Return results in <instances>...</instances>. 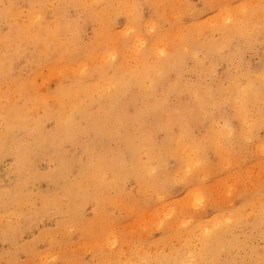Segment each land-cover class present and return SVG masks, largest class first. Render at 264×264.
Wrapping results in <instances>:
<instances>
[{"label": "bare ground", "instance_id": "1", "mask_svg": "<svg viewBox=\"0 0 264 264\" xmlns=\"http://www.w3.org/2000/svg\"><path fill=\"white\" fill-rule=\"evenodd\" d=\"M91 1L92 0H68V2H65L64 0H58V3L64 5H69V3H72L71 5H75V7L76 5H79L88 9L89 15L92 17V19H101L105 27L111 26L112 18L115 17L116 13L118 15L119 13L121 14L122 12H124L127 16L130 17V19H139V16L141 17V13L140 15L134 13V10L138 9L139 11L140 7L139 4H136V2H134L133 0L132 2L130 1L131 3H129L127 0H107L104 1L105 5L102 6V8L98 6L95 12L90 8V3L92 4ZM167 1L168 0H157L156 2L150 1V5L154 9V11H158V7H160V5L164 7L163 4ZM64 5L59 6V13L65 11ZM165 5L170 6V4L168 3H165ZM252 5L253 4H251V6ZM262 5L263 3L261 4V6ZM42 11H31L30 17L23 21H20L18 14H14L15 24L13 30H15V33L19 37L25 38V45L30 43V40L36 43H40V45L38 48H36V62H34L33 59L34 63L30 64V71L32 73L29 79L23 80L13 78L14 83L11 84L12 91H10L9 93L3 91L1 89L2 87L0 86V94H4L0 95V109L7 106V108L4 110V115H0V118L3 119L0 120V140L2 139L9 143L13 142V145L10 146V149L8 147H4L5 151L16 156L17 159L25 157V152L27 149H40L42 151H48L51 156L58 161V163H56V169L51 172L49 178L55 180V182L59 184V186L62 185L64 191L66 190L70 193V203H75L74 206L76 210H79L80 204L83 203L82 201L85 200V198H93V194L88 193H93L96 190L109 191L110 189L115 188V190L117 191L116 193L120 192L122 196L124 195V197L126 198V200L124 199L125 201L119 199L120 194H116L113 197L114 199H116L115 201L119 203L120 207L122 206L123 208L127 209L125 210L126 215H123L124 218L128 217L127 211H132V208L134 206V204L132 205L130 203L131 201H133V198L130 196L131 194L126 190V186L128 185L129 181L134 180L135 182H137L140 185V189H142V191L150 190L151 192H153L152 194L158 201L160 200L162 195L163 198L167 195H165L166 192L168 193L172 191L174 185L179 183L183 185L192 184L190 181L193 180L194 177L199 178L198 181L201 184V189L199 190L197 188H194L185 191V198L182 197L183 199H178L180 201H178L177 203L178 209L176 212V216H173L175 219H169L171 222L168 220L169 222L167 223V225L162 224L164 227H167L166 229H164V227L162 228V225H160V227L164 229L165 233L163 235L161 234L162 236L160 235V238H154L153 240L156 242L152 241L154 243L151 242L152 244H150L149 246L138 244L136 241L140 239V236H136L137 234H132L130 232L131 230L129 231L126 227L123 226L124 224L114 225L111 222L113 224V227L109 228L111 229V232L108 235V239L110 242L115 243V246L117 244L120 246V248L118 249H113V255L115 258H121L122 256L126 255L125 261H121L120 264H264V192L259 193L260 195L255 196L253 195L254 193L251 191V189L248 190L246 188V190L244 189L245 191L241 190L238 193V196H240L239 198H242L240 204L238 203L236 206L232 207H225L223 204H219L217 206L215 205L216 207L214 208L215 210L212 215H210L209 212L203 210L202 208L201 211H197L195 208L196 203L198 202V200H200L199 194H201L204 190L207 191L208 189L213 188L215 185H218V182L227 183L233 178V175H236L233 178L234 184L237 181L239 183V180H236V177L240 175V173L242 172V168L249 169L251 166L250 163L247 164V161L244 160L246 158H244L243 161L239 163L241 165V170H236L235 163L232 162V160H234L235 158L231 161L228 160L226 162L223 160L232 157V150H235V148L238 147L236 146V143L238 144V141L241 144L240 148L243 147L239 149L240 154L243 152V155H245L249 152L250 148L247 146L249 140L246 139L245 141V139L243 138L245 137V135L246 137L249 135L252 136V134H250L249 132V128H254L255 122L253 121H255L258 114L251 111L254 99L252 97V94L250 95L253 87V85L251 86L250 84L253 83L254 79L251 76L243 77L239 75L238 80L240 82L245 78H247L249 81L235 85L231 84L232 86H228L229 88H227V90H222V92H218L217 94L215 92L212 93L210 91L212 87L208 88L203 83L204 81L202 82V80L199 82V80L195 79V81L192 80L193 82H190L184 79V74L189 71V67L191 66L189 60L192 57H195V51L200 53V51L206 50L202 42L199 41V35L202 34V32H204L205 35L211 32V30L205 29V26L202 27L196 25L194 27H190L187 25L184 26V28H178V30H181L180 32L178 31L179 34L174 42H168L164 40L163 36L162 38L156 37L151 42H146L144 40L145 43H143L144 41H142L143 39H141L140 37L141 34H137L135 37H133L132 35L134 33H132V35L130 34L129 38V41L132 40V42H129V44L126 46L124 45L125 47L119 49L118 52L115 49H112V51L104 52L105 54H99L102 59V64L97 65L96 63H94L95 61H89V63L86 60H93L97 57L98 54H95V50L99 45L95 46L96 43L86 44L84 42V39H82L83 32L81 33L82 36L78 35L75 37L74 35H70L69 32L74 29H72V22H64L67 20H71V18H67L62 22H56L58 24L50 25L53 30H45L44 33H39L38 31L42 30V19H44V12ZM247 11L248 10L245 9L243 13H246ZM248 12L251 13V11ZM167 13L166 15H170V13ZM85 15H87V13H85ZM169 17H171V15ZM256 17L257 16H255V18ZM245 18L249 19L248 16H246ZM257 21L258 20H256V22ZM158 23L160 24L159 21ZM263 23L264 22H262V24ZM84 24L85 23H83V25ZM141 24L144 25V23ZM79 26L81 25H78V27ZM217 27L219 28L220 25H218ZM234 27L236 28V26ZM85 28L87 29V27H84V32ZM131 28V26L126 27L123 33L126 32V34L129 35V33H131L129 32ZM137 28L135 29L137 30ZM33 31H36L38 33H31ZM195 31L197 33L199 32L197 36H195L193 33ZM250 31L247 29L239 30L237 34L240 35V38H245L248 36L251 37V34H253L255 31ZM65 35H70V40L66 39ZM169 35L167 36V38L169 37ZM226 35L227 34H225V36ZM9 37L10 39L13 37L12 33H10ZM245 40L247 41V39ZM177 41L182 42L184 45H178ZM223 41L225 42L224 39ZM101 42L103 41L101 40ZM114 43L116 44L115 46L117 48V46H121L123 44V40L116 41ZM243 43H245V41ZM218 46L219 44H210V47L209 49H207V51L209 50L211 52ZM13 47L15 48V46ZM209 51L207 55H210ZM12 56L15 57V55ZM80 56L83 57L80 58ZM150 56L151 59H153L151 62L149 61ZM200 57L198 58V60L200 59ZM132 58L134 60H131ZM211 62V60L208 61V69L210 72L212 70V67H215H211ZM12 64V61H9V63H2V68L0 69L2 73L8 76L10 73V68L13 66ZM107 68H112L113 70V73L109 75V77L105 76ZM173 71L178 74V78L175 80H172L169 76L170 72ZM5 75L2 74V80L7 79ZM43 75L46 76L50 81L52 79H57V81L60 82L58 87L56 86L55 88H51L48 83L39 84L38 79ZM263 75L264 74H259L257 78H260ZM67 80H71V83H68L69 81ZM211 80L214 81L215 78L214 80L210 79L209 81ZM260 80H262V78ZM253 88L255 89V87ZM253 91L256 92L257 90ZM258 93L256 96L259 95ZM171 95L172 97L173 95L175 96L177 100L176 103H172L170 101ZM128 99L134 100L135 103L132 105L124 106L125 102ZM1 101L4 102L2 103ZM222 103H229L233 106L234 110L237 111L240 120H238L239 128H237L236 130H233V128H231L232 123L225 124L227 126H225L224 128H218L216 126L218 125L216 122L217 116L214 114V112L217 108L219 109ZM39 108H43V115L41 116L35 110ZM199 117H204L206 120H208L211 127L210 130L208 129L209 131H206V134L203 136H196L194 135V133L190 132L191 121ZM50 120L54 122V126L51 129H48L47 122ZM147 123H152V125L148 126ZM209 123L207 122V124ZM246 129L248 130L246 131ZM159 130L162 133L161 136H163L161 141L156 140L154 135V133L158 132ZM26 134L32 139V145L29 144L28 148L24 146L25 143L22 144L23 142L27 141V138H25ZM258 137L260 136L258 135ZM101 138L114 139L120 145L117 146V148H115L114 150L103 148L101 147L102 145L99 146L96 141ZM250 140H252L251 137ZM263 142V140H260L258 142L257 147L259 149L264 147ZM8 145L9 144H7V146ZM246 147H248L249 149H246ZM78 151L81 152V154H87V160H80L78 156H75L76 152ZM212 157L214 158L211 159ZM236 159L238 158L236 157ZM258 159L255 158L253 161L260 162ZM209 160L211 162H216V164L219 165L217 171L223 172L222 174L220 173L221 178L217 177V174L219 173L216 174V171L214 173L212 172L215 170V167L213 168V170L210 169V167H212L213 165H210V167H208ZM172 161L176 163V170L175 172L170 173L169 163H171ZM206 162L208 163L205 164ZM20 165L21 164L19 163L18 166ZM42 169L44 168L42 167ZM74 171H77L75 175H73ZM73 176L75 177L73 178ZM250 176H252V174ZM32 177L33 175L30 174L22 176V180H20V182L17 183L13 188L15 190L14 193H9L10 191L8 193L0 192V213L4 211V213L6 212L9 215L17 214L16 210L19 204L20 210L22 211L23 208H21V206L23 204L28 203L29 200L33 201L25 194L24 191V189L29 186ZM240 180L242 181L243 179ZM259 183H261V181H258V186H260ZM236 186L239 185L237 184ZM244 186L246 185L244 184ZM255 186L257 185L255 184ZM233 188L234 187H232V189ZM251 188L253 187L251 186ZM22 189L24 192L20 191L21 194H18L17 191ZM55 189V191H57L56 187ZM206 191H204V193ZM206 194L210 195V193ZM251 195L253 196L250 199L246 198V196ZM107 196L108 195H106V197L104 198H107ZM94 197L97 199L99 198L97 194H95ZM55 198H58V196L55 195ZM232 199L234 203H237L236 197L233 196ZM105 200H109L108 202H110V200L112 199ZM84 202H86V200ZM203 202L204 201L202 200V203ZM223 202H225V200ZM88 203H90V201ZM141 205H144L143 202ZM167 205V203L163 202V204L157 207L155 211H162L161 209H164V207ZM100 206H102V204H100ZM223 207L225 208L223 209ZM84 210L86 211L87 209ZM21 211H19L17 215H21ZM101 213L102 212H100V214ZM132 214L134 216V220L132 222L127 221L125 223L132 224L141 220L139 219L140 213ZM149 214L150 216H152L154 213H148L147 209H145L143 216L146 217ZM113 219L114 218H112V220ZM115 219L117 220V218ZM20 220L23 221L22 219ZM166 220L167 218H165V221ZM100 222H98V225ZM11 223L12 221L10 223L7 222V225L0 226V237L6 240L13 239L12 229L14 225L12 226ZM182 223L183 226L179 228V224L182 225ZM99 227H102L101 224L99 225ZM76 228L77 226L72 228V230L74 229L75 233ZM142 230H145L143 234L145 236L146 227ZM97 232V234H99V231ZM67 237H69V235ZM128 239H132L135 241L131 240L132 242H130ZM152 245L156 247V249L154 248L155 251L148 252ZM259 247L262 248L259 249ZM77 248L76 250H78ZM106 249H109V251L111 252L110 248Z\"/></svg>", "mask_w": 264, "mask_h": 264}, {"label": "rangeland", "instance_id": "2", "mask_svg": "<svg viewBox=\"0 0 264 264\" xmlns=\"http://www.w3.org/2000/svg\"><path fill=\"white\" fill-rule=\"evenodd\" d=\"M55 1L56 0H19V1L18 0H16V1L15 0H0V33H1L0 34V69L2 68V63H5V62L9 63V61H12V63H13L12 64L13 66L11 65L12 67L10 68V73L8 76L5 75L4 73H2V71L0 70V86L2 87L1 89L3 91H6L7 93L12 91L11 90V84L14 83V79H23V80L29 79V77L31 76V73H32L30 71L31 70L30 64L36 62V60H35L36 59L35 58L36 57V48H38L40 45V43L33 42L32 40H30L31 41L30 43L25 45V43H24L25 38L19 37L15 33V30H13L14 24H15L14 14H18L20 21H23V20L30 17L31 11L40 12V11L44 10V11H42V12H44V19H42V22H41L42 30L38 31L39 33H44L45 30H53L50 25L58 24L56 22H62L63 20H66L67 18H71V20H67L64 22V23H66V22L71 23L72 22L71 23L73 26L72 29L73 28L74 29L69 32L70 35H74L76 37L78 35H81V33L83 32L82 33L83 36L82 35L81 36H82V39H84V42L86 44H93V43L95 44L96 43L95 46L99 45L98 47H96V50H95V54H98L97 57L93 60H90V59L86 60L87 62H89V61L94 62L95 61L94 63H96L97 65L102 64L101 63L102 59L99 56V54H101V53L105 54L104 52L112 51V49L113 50L115 49L118 52L119 49L128 45L129 42L130 43L132 42V40L129 41L130 34L132 35V33H134L132 35L133 37H135L137 34H139V35L141 34L142 36L140 35V37H141V39H143L142 41L145 40L146 42L147 41L151 42L156 37L162 38L163 36H164L163 37L164 40H166L168 42H174L176 40L180 30H181V29L178 30V28H184V26H187V25L190 27H192V26L194 27L196 25L202 26V27L205 26L204 28L207 30H211V32L207 35H205L204 32H202V34L199 35V37H200L199 41L202 42V44L204 45L206 50L200 51V53L195 51V53H194L195 57H192L189 60V63L191 66L189 67V71L184 74V76H183L184 79L187 81H190V82L195 81V79L199 80V82L202 80V82L204 81L203 83L208 88L212 87V89H210V91L212 93L215 92L217 94L218 92H222V90H224V91L227 90V88H229L228 86H232L233 84L235 85V84L244 83V82L249 81L247 78H245L244 80H242L240 82L238 80L239 75L243 76V77L244 76L245 77L251 76L254 79V81H253V83L251 82L252 84H250V85L251 86L253 85V87H255V89L253 87H252V90L250 89L251 90L250 95L252 94V97L254 99V103L251 107V111L254 113H258V114L256 116L255 121H253V122H255L254 128H252V129L249 128V132H250V134H252V136L249 135V136H247L248 137L247 138L245 135V137L243 138V139H245V141H246V139L249 140V142L247 143V146L250 149L248 147H246V149H249L248 154L246 153L247 155L246 154L243 155V152L240 154L239 149H241L243 147L240 148L241 144L238 141V144L236 143V146H238V147H236L235 150H232V153H231L232 157H230L229 159L223 160L225 162L228 160L231 161L232 159H234V158L236 159V157H237L238 159H236V160L234 159V160H232V162L235 163L236 170L237 169L241 170V165L239 163L241 161H243L244 158H246L244 160L247 161V164L250 163V165H251L250 168L249 169L242 168V172L240 173V175H238L236 177V180H239V183L237 181L234 184L233 178L236 175H233V178L230 181H228L227 183L218 182V185H215L213 188L208 189L207 191L204 190V191H206L205 193H204V191L201 194L197 193L200 196V200H198L199 203L198 202L196 203L195 208L197 211H201L202 209L206 210L207 212H209L210 215H212L214 210H215L214 208L219 204H223L225 207H232V206H236L238 203L240 204L242 198H239L240 196H238L239 195L238 193L241 190L245 191L246 188L248 190L251 189V191L254 193L253 195H255V196L260 195L259 193L264 192V183H263L264 182L263 181V179H264V156H263L264 155V147L261 149H259L257 147L258 142L260 140L264 141V128H263L264 127V110H263L264 109V78H263L264 75L260 78H257V76L259 74H264V62H263L264 61V58H263L264 57V43H263L264 42V30H263L264 29V23L262 24V22H264V0H179V2H178V0H170V1L168 0L170 3L168 1L165 3L170 4V6H166L164 3L163 4L164 7H162L161 5H160V7H158V11H156V10L154 11L152 6L150 5V1L156 2L157 0H133L134 2H136V4L138 3L139 7H140V10L138 11V9H136V10H134V13L139 14V15L141 13V17L139 16V19H134V18L130 19V17L127 16L124 12H122L121 14L119 13L118 15L116 13V15H115L116 18L114 17L115 21H114V18H112L111 26H108V27H105V25L101 19H99V20L92 19V17L89 15L88 9H86L82 6L76 5V7H75V5H71L72 3H69V5H67V4L64 5V4L58 3V0L56 2ZM64 1L68 2V0H64ZM104 1H107V0H103V1L102 0H92L91 1L92 4L90 3L91 10L95 12L96 8L98 6L102 8V6L105 5ZM114 1H118V0H114ZM127 1L129 3L132 2V0H127ZM184 1H186V2H184ZM254 2H255V4H254ZM142 3H143V5H142ZM262 3H263V5L261 6ZM49 4H51V5H49ZM60 4L64 5L65 8H67V9L64 8L65 11H63L62 13H59V6H61ZM251 4H253V5L251 6ZM53 6H54V8H53ZM44 7L47 9H45ZM249 8H250V10H249ZM245 9H247L248 11H251V13H249L248 11L246 13H243L245 11ZM53 11H54V13H53ZM167 12L170 13L171 17H169L170 15ZM85 13H87V15H85ZM166 13L169 16L166 15ZM246 14H248V15H246ZM245 15L248 16L249 19L245 18L246 17ZM255 16H257V17L255 18ZM225 17H227V18H225ZM7 18L9 21L7 20ZM86 19H87V21H86ZM170 19H171V21H170ZM262 19H263V21H262ZM51 20H52V22H51ZM227 20H229V21H227ZM256 20H258V21L256 22ZM158 21L160 22L162 28H161L160 24L158 23ZM226 21H227V23H226ZM83 23H85L87 25H85V24L83 25ZM141 23H144V25H142ZM236 23H238V24H236ZM233 24H236V25H233ZM78 25H81V26L78 27ZM147 25H148V27H147ZM216 25L217 26L220 25L221 28L220 27L218 28ZM85 26L87 27V29L85 28V32H84ZM128 26L132 27L129 31V32H131V33H129V35L126 34V32L123 33L125 28ZM206 26H208V27H206ZM209 26H211V27H209ZM231 26H233V27H231ZM234 26H236V28ZM249 26H250V28H249ZM155 27H156V29H155ZM135 28H137V30ZM212 28H215L217 30L212 29ZM225 28H227V29H225ZM238 29L239 30H246L247 29L249 31L251 30L250 32H254V31L255 32L253 34H251V37L248 36L245 38L244 37L240 38V35L237 34L239 31ZM261 29H262V31H261ZM234 31L236 32V34ZM38 32L33 31L31 33H38ZM170 32H172V33H170ZM10 33H12V36H13L11 39L9 37ZM169 33H170V35H169ZM193 33L195 36H197L199 32L197 33L195 31ZM123 34H125V35H123ZM225 34H227V35L225 36ZM70 35H65V38L70 40ZM168 35H169V37L167 38ZM30 36H32V35H30ZM259 37H260V39H259ZM116 39H119V40H116ZM223 39L225 40V42L223 41ZM245 39H247V41ZM101 40L103 42H101ZM120 40H123V44H122L123 46L122 45L117 46V48H116V46H115L116 44L114 42L120 41ZM145 41L143 43H145ZM244 41H245V43H243ZM162 42H163V40H162ZM177 42H178L177 43L178 45H181V46L184 45L182 42H179V41H177ZM210 44H219V46L217 48H215L214 50H212L211 52L208 50L210 55H207V53H208L207 49H209ZM252 44H254V45H252ZM13 46H15V48ZM205 54H206V56H205ZM12 55H15V57ZM225 56H226V58H225ZM82 57L83 56H80V58H82ZM199 57H200V59H199L200 62L198 60ZM219 57H220V59H219ZM3 58H4V60H3ZM33 59H34V62H33ZM131 60H134V59L132 58ZM152 60L153 59H151V56H150L149 61L151 62ZM209 60L212 61L211 62L212 64L210 63L211 67L215 66V67H212L211 72L208 69V61ZM191 67H192V69H191ZM214 69H216V70H214ZM232 70H233V72H232ZM5 73H6V71H5ZM112 73H113L112 68H107L106 72H105V76L109 77V75H111ZM212 73H214V74H212ZM228 73H229V75H228ZM2 74L7 77L6 80L1 79ZM210 74H212V75H210ZM186 75H188V76H186ZM169 76L172 80H175L178 78V74L175 71L170 72ZM41 77H39V79H38L39 84L48 83V85L51 88H55L56 86L58 87V85L60 83L57 81V79L56 80L52 79L50 81L44 75ZM214 78H215V80H214ZM261 78L263 81L260 80ZM210 79H213L214 81H212V80L209 81ZM43 81H45V82H43ZM67 81H69L68 83H71V80H67ZM67 81H66V83H67ZM210 83H211V85H210ZM260 88L262 89V91ZM253 90H255V91L257 90L256 91L257 93L259 90V93H258L259 97L256 96L257 93L254 92ZM0 95H4V94H0ZM7 97H9V96H7ZM5 100H6V97H5ZM170 101L172 103L177 102L174 95H173V97L171 95ZM1 102L3 103L4 101H1ZM134 103H135L134 100L128 99L125 102L124 106L125 105H132ZM226 105H228V106H226ZM6 108H7V106L5 108L3 107L2 109H0V115H4V110ZM223 108H225V109H223ZM35 110L37 111V113L40 116L43 115V108H39V109H35ZM262 110H263V112H262ZM214 114L217 116L216 122L218 125H216V124L215 125L218 128H224L225 126H227L225 124H228V123L229 124L232 123L231 128H233V130H236L237 128H239L238 120H240V119H239L238 113L236 110H234L233 106L230 105L229 103H222L220 105L219 109L218 108L216 109ZM203 118L204 117H199L197 119L192 120L190 123V132L194 133V135H196V136L205 135L206 131H209L211 128L209 121L206 120L205 118L204 119ZM0 120H3V119L0 118ZM223 120H225V121H223ZM207 122L209 124H207ZM260 122H261V124H260ZM147 124H148V126L152 125V123H147ZM0 125H1V122H0ZM53 126H54V122L52 120L47 122V128L48 129H51ZM258 128H259V130H258ZM247 130L248 129H246V131ZM154 135H155L156 140H159V141L162 140L163 136H161L162 133L160 130L158 132L154 133ZM258 135L260 137H258ZM250 137L252 140H250ZM25 138H27L26 139L27 143L23 142L22 144L25 143L24 146L26 148H28L29 144L32 145L31 144L32 139L27 134L25 135ZM96 141H97V144L99 146L102 145L101 147L109 148L110 150H114L115 148H117V146L120 145L116 140L110 139V138H104V139L101 138V139H98ZM105 141H108V142H105ZM11 143L6 142L2 139L0 140V156H1L0 160H2V161H0V163H1L0 164V192L8 193L10 191L9 193H12V192L14 193L15 190L13 188L15 187V185L17 183L20 182V180H22V176L30 174V175H33V177L29 183V186L27 188H25L24 191H25V194L30 199H32L33 201L29 200L28 203L22 205L23 207L21 206V208H23V210H24V211L22 210L23 212L20 210V204H19V206L16 210V213L18 214V212L21 211L20 212L21 215H17V214L9 215L6 212L4 213V211H2L0 213V226L7 225V222L10 223L11 221H12V223H11L12 226L14 225L13 229H12V238H13L12 240H6V239L0 237V264H68V263L69 264H102V263L103 264H108V263L120 264L121 261H125L126 255L122 256L121 258H118V257L115 258L112 251H113V249L120 248V246L118 244L115 246L114 245L115 243L110 242L108 239V235L111 232V229H109V228H112L113 224L114 225L115 224H121V225L124 224L123 226L126 227L129 231L131 230L130 232L132 234H134V235L137 234L136 236H140V239L138 241H136L138 244H142L143 246H149L150 244L156 242L153 240L154 238H160L165 233L164 229H166L167 227L166 226L164 227L163 225H167V223L170 221L169 219H172V220L175 219L173 216H176V212L178 209L177 203H178V201H180L178 199L179 198L180 199L185 198V195H184L185 191L188 189L191 190L194 188H197L199 190L201 189L200 188L201 184L198 181L199 178L194 177L193 180L190 181L192 184H184V185L180 184V183H179L180 185L176 184V185H174V188L172 189V191H170L168 193L166 192L165 195L166 194L167 195L164 196V198L162 197L163 196L162 195L161 196L162 199L160 198V200L157 201L156 197H154V195L152 194L153 192H151L150 190L149 191H145V190L142 191V189H140V185L137 182H135L134 180H131L128 182V185L126 186V190L131 194L130 196L133 198V201L130 202V200H129V202L132 205L134 204V206L132 208L133 209L132 211H129V212L127 211L128 217L124 218V216H123V215H126L125 210H127V209L123 208L122 206L120 207L119 203L117 201H115L116 199H114L113 197L116 194H118V195L120 194L119 199H122V200L125 199L126 200V198L124 197V195L122 196V194L119 191H118L119 193H116L117 191L115 190V188L110 189L109 191L96 190L93 193H88V194H93V198H91L92 201H91V199L85 198L86 202H84L85 200H83L82 201L83 206H82V204H80L79 210H76L75 206H74L75 203L74 202L70 203L71 202L70 193L66 190L64 191V189L62 188V185L59 186V184H57L55 182V180H52L51 178H49V175L51 174V172L56 169V167H57L56 163H58V161L56 159H54L48 151H42L40 149H35V150L34 149H30V150L27 149L25 152V157L17 159L16 156L9 154L4 149V147H8L10 149V146L13 145V142H11ZM2 144H4V145H2ZM7 144H9V145L7 146ZM263 145H264V142H263ZM35 153H36V155H35ZM6 154H7V156H6ZM257 155H258V157H257ZM45 156H46V158H45ZM75 156H78L80 158V160H87V158H88L87 154H81V152H79V151L76 152ZM2 157H3V159H2ZM213 158L214 157H212L211 159H213ZM255 158L256 159L259 158L258 160L260 162L253 161ZM26 162L28 165L26 164ZM19 163L21 164L20 166H18ZM45 163H47V164H45ZM207 163L208 162H206L205 164H207ZM208 164H209L208 167H210V165L211 166L213 165L212 167H210V169H212V170L215 167L214 168L215 170L212 172L214 173L216 171V174L219 173V174H217V177H220V175L223 172L217 171L218 170L217 168L219 165L216 164V162H211L210 160H209ZM255 166H256V168H255ZM42 167L44 169H42ZM253 169L254 170L256 169V170L254 171ZM22 170H23V173H22ZM175 170H176V163L174 161H172L171 163H169V172L172 173V172H175ZM259 171H261V172H259ZM73 173H74L73 175H75V173H77V171H74ZM251 174H252V176H250ZM259 175H261L263 177H261ZM74 177L75 176H73V178ZM260 177L262 178V180ZM10 179H12V180H10ZM240 179H243V180L241 181ZM258 181L259 182L261 181V183H259L260 186H258ZM48 182H49V184H48ZM240 182H241V184H240ZM8 184H11V185H8ZM237 184L239 186L240 185L241 186L240 187L236 186ZM244 184L246 186H244ZM255 184L257 186H255ZM209 185H210V183H209ZM251 186L254 189L251 188ZM55 187L57 188V191H55L56 190ZM232 187H234V188L232 189ZM260 188H261V190H260ZM230 190H231V192H230ZM20 191H23V189L18 190L17 193L21 194ZM188 192H190V191H188ZM235 192H237V193H235ZM108 193H110V194H108ZM150 193H151V195H150ZM206 193H210V195H207ZM218 193H220V194H218ZM233 193H235V194H233ZM95 194H97L99 196L98 199L94 197ZM134 194H135V196H134ZM55 195H57L58 198H55ZM106 195H108L109 197L107 196V198H104V197H106ZM226 195H229L230 197L226 196ZM232 195L237 198V203L233 202V199H232L233 196ZM241 195H243V194H241ZM253 195L246 196V198L250 199ZM134 197H135V199H134ZM223 198H224L225 202H223L224 201ZM226 198H227V201H226ZM80 199H83V198H80ZM105 199H112L113 203H112V200H110V202H108L109 200L107 201ZM202 200L204 201L203 203H202ZM210 200H212V201H210ZM89 201H90V203H88ZM168 201H170V202H168ZM208 201H210V202H208ZM142 202L144 205H141ZM163 202L167 203L168 205L165 206L164 209L162 208L161 209L162 211H155L157 207H159L163 204ZM115 203H117V204H115ZM137 203H139L140 205ZM160 203H162V204H160ZM100 204H102L103 207L100 206ZM152 204H154V205H152ZM175 204H176V208H175ZM209 205H211V206H209ZM212 205H214V206H212ZM90 206H91V208H90ZM110 206H111V208H110ZM199 206H201V207H199ZM48 207H50V208H48ZM66 207H67V209H66ZM71 207H72V209H71ZM84 207H86V208H84ZM225 207H223V209ZM34 208H35V210H34ZM165 208H166V211H165ZM167 208H169V209H167ZM84 209H87V210L85 211ZM104 209H105V211H104ZM145 209H147L148 213L151 212L154 214L152 216H150V214H149L146 217H144L143 214H144ZM10 211H12V210H10ZM100 212H102V213L100 214ZM106 212H108V213H106ZM173 212H174V214H173ZM203 212H205V211H203ZM132 213H136V214L140 213L139 219H141V220L137 221L135 223H132V224L125 223L127 221L132 222L134 220V218H133L134 216ZM110 215H112V216H110ZM42 216H44V217H42ZM112 218H114L113 219L114 221L112 220ZM115 218H117L118 221ZM121 218H124V219H121ZM165 218H167L166 221H165ZM20 219H22L23 221H21ZM37 220H38V222H37ZM115 221H117V222H115ZM155 221H156V223H155ZM98 222H100L99 225L101 224L102 227H99ZM102 222H103V224H102ZM133 224L135 225V227ZM137 225H138V227H137ZM160 225H162L161 227L162 228L164 227V229H162L160 227ZM179 225L180 226H178V227L181 228L183 226V223H182V225L181 224H179ZM75 226H77V228L75 229L76 233L74 232V229L72 230V228H74ZM35 227H36V229H35ZM98 227H99V229H98ZM106 227H107V229H106ZM136 227H137V229H136ZM139 227H141L142 229H145V227H146L145 236L143 235L145 230H142ZM152 228H153V230H152ZM157 228H159V229H157ZM62 230H63V232H62ZM128 230H127V232H128ZM67 231H68V233H67ZM97 231H99V234H97L98 233ZM133 231H134V233H133ZM139 232H140V234H139ZM17 233H19V234H17ZM55 234H56V236H55ZM52 235H53V237H52ZM68 235H69V237H67ZM50 237H52L54 240ZM131 240H129V241L130 242L135 241V240H132V241ZM152 241H154V242H152ZM153 246L154 245L151 246V248H150V250H148V252L155 251L154 248L156 249V247L155 246L153 247ZM76 248L79 251L76 250ZM106 248H110L111 252L109 251V249H106ZM261 248L262 247H259V249H261ZM97 253H99V254H97ZM79 254H81V255H79ZM120 259H122V260H120Z\"/></svg>", "mask_w": 264, "mask_h": 264}]
</instances>
